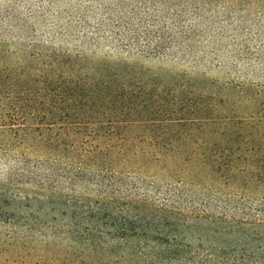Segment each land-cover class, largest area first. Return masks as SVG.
Instances as JSON below:
<instances>
[{"label": "rangeland", "instance_id": "rangeland-1", "mask_svg": "<svg viewBox=\"0 0 264 264\" xmlns=\"http://www.w3.org/2000/svg\"><path fill=\"white\" fill-rule=\"evenodd\" d=\"M4 72L212 97L223 130L234 118L262 138L264 0H0ZM31 126L0 122V264L126 254L130 244L102 254L70 233L110 232L105 212L124 207L172 244L157 264H264V170L236 159L221 171L141 143L83 152Z\"/></svg>", "mask_w": 264, "mask_h": 264}, {"label": "trees", "instance_id": "trees-1", "mask_svg": "<svg viewBox=\"0 0 264 264\" xmlns=\"http://www.w3.org/2000/svg\"><path fill=\"white\" fill-rule=\"evenodd\" d=\"M1 100L7 109L0 113V122L15 134L29 119L35 137L54 139L83 152L141 143L182 159L205 160L221 171L238 166L236 159L264 170V136L256 138L243 132L240 120L234 118L230 120L235 123L233 132L223 130V119L214 121L218 107H214L212 97L176 95L168 88L140 85H92L56 73L34 76L4 72L0 74ZM214 134L218 142H214ZM148 216L124 207L120 213L105 212L103 223L110 232L82 228L70 233L102 254L130 244L128 253L106 260L103 257L92 264L137 260L157 264L171 257L165 252H171L172 244L163 232L145 230Z\"/></svg>", "mask_w": 264, "mask_h": 264}]
</instances>
